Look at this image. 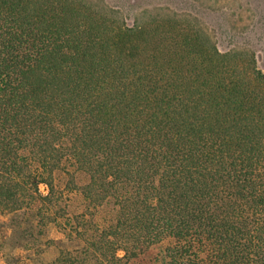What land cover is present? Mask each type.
Segmentation results:
<instances>
[{"label": "trees", "instance_id": "1", "mask_svg": "<svg viewBox=\"0 0 264 264\" xmlns=\"http://www.w3.org/2000/svg\"><path fill=\"white\" fill-rule=\"evenodd\" d=\"M147 19L0 0V218L58 229V264H264V70Z\"/></svg>", "mask_w": 264, "mask_h": 264}, {"label": "rangeland", "instance_id": "2", "mask_svg": "<svg viewBox=\"0 0 264 264\" xmlns=\"http://www.w3.org/2000/svg\"><path fill=\"white\" fill-rule=\"evenodd\" d=\"M85 1L98 8L117 11L127 21L140 19L146 23L150 16L165 13L197 18L221 52L236 48L251 50L264 70V0ZM40 189L43 195L48 194L45 185ZM0 219V264H58L60 247L67 244L58 229L47 230L37 223H20L10 217ZM165 261L159 248H147L125 263L166 264ZM91 263L101 262L92 260Z\"/></svg>", "mask_w": 264, "mask_h": 264}]
</instances>
